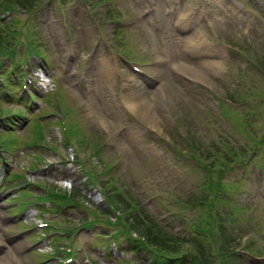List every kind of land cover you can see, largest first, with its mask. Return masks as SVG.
Listing matches in <instances>:
<instances>
[{"label": "rangeland", "instance_id": "374dc122", "mask_svg": "<svg viewBox=\"0 0 264 264\" xmlns=\"http://www.w3.org/2000/svg\"><path fill=\"white\" fill-rule=\"evenodd\" d=\"M36 1L24 0V6L31 8ZM70 1V7L61 5L58 12L48 6L34 15L30 23L36 29L33 41L45 51L51 68L56 67L60 72L67 69V73L73 74V78L78 80L79 92L91 91L90 81H96L99 86L91 94L92 98L76 93L72 87L69 94L67 86L60 81H56V91L41 97L32 95L30 99L26 94L27 99L22 100L28 106L25 111L28 124L22 130L25 134L21 135L15 128L1 130L0 149L8 155L7 164L12 169L8 184L0 188V215L3 214V218L0 217V252L7 247L12 249L10 258L0 255V264L57 262L47 261L55 256L45 255L52 254L48 251L51 250L48 245L50 237L35 235L36 227L30 226L37 225L38 221L27 219L28 226H25L21 217L24 209L35 202L44 206L38 208L41 214H45L56 188L67 196L72 194L71 189L73 192H83L79 184L71 189L62 185L73 172L71 168H64V171H58L56 175L59 168V163H56L50 170V176L43 174L45 170L41 169L48 162H62L63 157V160L71 162L76 158V153L80 156L85 150H90V161L87 153L82 155L83 161L86 164L90 162L91 167H94L99 185L104 188L103 193L107 195L117 187L130 195L125 199L116 192L113 196L116 207H113V202L107 206L86 195V203L97 205L99 212L92 209L89 214L71 212L74 215L69 216L74 220L83 221L88 215L90 221L86 226L95 230L99 226L95 221L99 220L101 214L117 222V219L126 221L127 216L131 218L137 212L140 218H149L148 221L158 224V229L164 235L188 239L183 240L181 252H195L201 264H221L224 259L229 264H264V257L248 254L249 248L257 255L264 254L263 172L260 169L256 172L257 184L247 181L248 177L238 161L239 155L230 156L231 144L241 150L250 143L248 133L237 129L240 124H245L258 137H264V62H258L261 69L246 72L242 69L246 63L237 62L231 54H225L223 49L217 52L215 64L206 65L200 63L192 51L182 55L183 46L171 35L172 29L166 24L162 30V27L158 29L147 23L149 21L145 18L144 8L149 4L156 9L155 16L165 22L175 6L179 3L186 5L190 0H99L96 2L98 5L92 7L97 23L83 19V13L91 15L78 4L79 1ZM23 13L18 15V19L27 22L30 17L26 11ZM248 15V12L243 14L245 17ZM255 19L258 28L249 31L241 29L239 25L237 29L220 28L217 25L214 35L220 47L227 48L231 53V47L243 49L247 46L253 49L252 43L263 44L264 13L260 12ZM119 27L122 35L119 38L120 32L117 31V41H114L109 32ZM205 44L202 39H198L188 46V50ZM6 49H9L8 46ZM125 51L130 54L126 55ZM122 56L139 60L135 66L142 72H134ZM177 56L178 59H175ZM35 57L38 58L30 56L27 59V66L36 60ZM145 80L147 84L143 83ZM150 85L155 86V91L149 97L146 92L150 91ZM122 87L123 94H119L118 90ZM223 103L225 108L226 104L232 108L226 113L229 122L219 117L225 111ZM16 108L19 109L15 105L9 106L8 113ZM54 133L58 134V140ZM104 134L111 137L109 139L113 145L109 148L110 144H107L108 147L103 148L100 154L93 155L92 144L105 142ZM224 134H229L230 138ZM189 137L194 149L186 141ZM153 142L165 150L155 159L152 154H159L160 151ZM256 149L262 157H247L245 154L251 172L254 162L264 161V143L258 144ZM191 152L198 154L210 168H217V179L219 177L217 188L212 190L209 200L201 201L199 207L196 206L199 199L193 201L192 198L206 191L203 185L206 177L199 163L189 156L194 155ZM236 152L241 153L238 150ZM251 155L254 156V153ZM13 156H16L15 161ZM221 158L229 161L228 168L222 174L218 169L220 162L217 164ZM109 166L116 169L99 175ZM194 168L196 172H193ZM73 175L82 179L79 171H74ZM30 177L33 185L42 183L43 193L25 187ZM4 179L0 178V186L4 185ZM221 181L226 185H234L233 193L224 188ZM13 188L18 193L15 189L12 191ZM195 188L198 189L195 193L188 194ZM240 189H246V193ZM12 193L16 195L8 199ZM219 195L225 200L220 202L217 199ZM5 197L11 205L7 217L20 215L16 226L10 224L11 220L5 216L9 208L7 204L2 206ZM100 197L98 201L103 200V196ZM129 197L132 200L139 199L137 210H133L134 205L129 204L127 208V204L122 203V200L127 202ZM183 201L188 204L184 206ZM150 217H153L152 221ZM47 219H51L50 216ZM194 226L197 228L194 229ZM105 231L108 232L107 229ZM136 232L133 235H137ZM189 232L197 233L198 237L191 239ZM74 234L75 231L69 238L81 247L79 258L91 260L92 253L101 261L99 253L88 248L93 235L84 229ZM96 234L101 236L99 232ZM96 240L102 246L105 245L103 237H97ZM63 242L66 243V240ZM201 242L210 248L208 257ZM126 245L125 242L123 246L126 248ZM35 248L37 250L33 251ZM117 256H121L120 252ZM198 259L187 264H197ZM161 262H165V259ZM95 263L99 264L98 261ZM82 264L88 263L83 259Z\"/></svg>", "mask_w": 264, "mask_h": 264}, {"label": "trees", "instance_id": "16d2710c", "mask_svg": "<svg viewBox=\"0 0 264 264\" xmlns=\"http://www.w3.org/2000/svg\"><path fill=\"white\" fill-rule=\"evenodd\" d=\"M2 38H4L3 34H2V37H0V39H2ZM210 183H212V182L210 181ZM210 183H204L203 184L205 189H207L206 191L208 192V190H209L208 194H202L201 197L196 196L195 198H192L193 201L196 200L197 198L200 199L198 201V203L196 204L197 207L200 205V203L204 199V197L211 196V194L213 193L212 190L217 188V186L215 184H210ZM113 190H114L113 192L116 191V192L120 193L124 198H126L125 195H123L122 192L119 191V189H113ZM113 194H116V193H113ZM218 198L219 197L217 196V199ZM107 200H108V197H107ZM110 200L111 199L108 200V203L113 201V199L111 201ZM138 200L139 199H134L132 201L131 199H129L127 202L122 200V203L127 204L126 206H128V207H130L129 204L134 205L133 210H137L139 208V205H137L136 203H140V201H138ZM182 204L184 206H186L188 203L186 201H183ZM195 209H197V208H195ZM134 213H135V216L131 217L133 219V221L131 220V218L130 219L128 218L129 220L127 222V219H126V224H128V226L126 225V227L129 230H132V231L136 230L141 235H144L146 237V240L150 243V245L151 246L154 245L156 247V250H157V248L159 250H166V249L178 250V249H180V247H182V245H181L183 243L182 238H179V237H176L173 235H164L162 233V231L160 229H158V227H157L158 224H153L152 222L148 221L149 218L147 220H144V219L140 218L139 213H137V212H134ZM100 219L103 220L104 224L110 225L114 228L116 227L117 228L116 234H118L119 232H122L124 230V228L121 227V225H124L123 220H118V222L114 223L113 221L107 219L103 215H101L99 220ZM152 219H153V217H150L151 221H152ZM212 219H214L213 216H212ZM184 241H186V240H184Z\"/></svg>", "mask_w": 264, "mask_h": 264}]
</instances>
